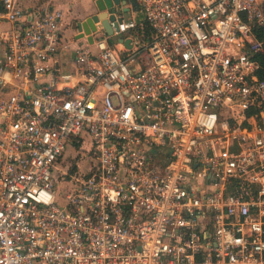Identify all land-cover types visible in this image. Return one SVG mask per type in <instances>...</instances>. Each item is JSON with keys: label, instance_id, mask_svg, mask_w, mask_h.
<instances>
[{"label": "built area", "instance_id": "2783aa9c", "mask_svg": "<svg viewBox=\"0 0 264 264\" xmlns=\"http://www.w3.org/2000/svg\"><path fill=\"white\" fill-rule=\"evenodd\" d=\"M134 1L0 0V264H264V0Z\"/></svg>", "mask_w": 264, "mask_h": 264}, {"label": "water", "instance_id": "95a60500", "mask_svg": "<svg viewBox=\"0 0 264 264\" xmlns=\"http://www.w3.org/2000/svg\"><path fill=\"white\" fill-rule=\"evenodd\" d=\"M126 4L125 1L120 0H94V5L96 8V14H93L90 17H87L84 21L77 22L76 27L78 32L80 33L76 36V39H80L82 37L81 32L83 31L85 34H90L91 31H95L97 29H104V31L111 35L112 31L109 27V21L113 22L115 20V14L112 13L113 10H120L122 13H127L128 9L124 6ZM132 11H138L137 4L134 0H131ZM117 22H121V18L118 17ZM89 43L92 42L91 38H88ZM129 41H125L124 44L127 46Z\"/></svg>", "mask_w": 264, "mask_h": 264}, {"label": "rangeland", "instance_id": "374dc122", "mask_svg": "<svg viewBox=\"0 0 264 264\" xmlns=\"http://www.w3.org/2000/svg\"><path fill=\"white\" fill-rule=\"evenodd\" d=\"M36 0H23L24 3H29V2H35ZM40 2L43 1V0H39ZM46 1V0H44ZM58 1H61V0H51V2L53 3H56ZM73 16L75 17V19H78L77 15L78 16H84L85 14L87 13H95L96 12V8L94 6L93 3L91 2H88V0H81L77 6H75V9L73 10ZM115 13H117L118 15H122L123 17V20L124 21H128L129 18H130V15L128 13H121V12H118V11H115ZM138 19H141L142 18V15L140 13H136V17ZM136 20V19H134ZM73 28L71 27H67L64 31H63V39L65 40H68L71 38V36L73 35ZM112 42H116V38H113L112 39ZM93 49V48H92ZM67 54L66 52H62L61 55H60V59L62 62H64L66 59H67ZM66 66L63 67L61 69V71L63 73H66L68 72L69 70H71V66L70 64L68 63V59H67V62L65 63ZM76 156L75 152H72L71 155H70V158L71 159V162L75 165V164H78L82 170H84L85 166L87 165L88 163V160H85V162H82L80 161L81 158H74ZM60 170L62 171V173H64L67 168H68V163L67 162H63L61 163L60 165ZM73 186H70V185H65L63 186L61 189H59V191L57 192L59 194L58 198H57V204L60 206V207H63L64 206V203H65V195L68 194V192H70L72 190Z\"/></svg>", "mask_w": 264, "mask_h": 264}, {"label": "crops", "instance_id": "0c3cea01", "mask_svg": "<svg viewBox=\"0 0 264 264\" xmlns=\"http://www.w3.org/2000/svg\"><path fill=\"white\" fill-rule=\"evenodd\" d=\"M80 1L81 0H61V1H58L57 4L56 3L55 4L58 5V7H60L61 9L65 10V11L68 10V8H71L72 9V17H74L73 16V12H74L73 10L75 9V6H77ZM120 1H123V0H120ZM88 2H91V3L94 4V0H88ZM29 3H33V2H29ZM121 7H125V8L128 9V12L127 13L130 15L129 20L135 19V17H136V11H132L131 1L126 2V4L124 6H121ZM115 11L116 10H113L112 13H114ZM91 14H94V13H87L84 16H78L77 15V17H78V20H80V19L85 18V17H87V16H89ZM64 62L66 63L67 62V59Z\"/></svg>", "mask_w": 264, "mask_h": 264}, {"label": "trees", "instance_id": "16d2710c", "mask_svg": "<svg viewBox=\"0 0 264 264\" xmlns=\"http://www.w3.org/2000/svg\"><path fill=\"white\" fill-rule=\"evenodd\" d=\"M44 1V0H43ZM41 1V2H43ZM125 2H129L131 0H123ZM40 2V1H39ZM40 2V3H41ZM118 12H121L120 10H116ZM140 13L139 10L136 11V13ZM122 13V12H121ZM136 19V22L139 24L141 22H143L142 18L141 19ZM145 24V22H143ZM254 34H255V37L258 41H260L262 43V51L257 55V60L259 62V65H260V69L258 71V77L264 81V28H261V27H255L254 30H253Z\"/></svg>", "mask_w": 264, "mask_h": 264}]
</instances>
